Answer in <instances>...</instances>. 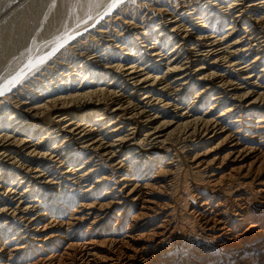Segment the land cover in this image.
<instances>
[{
    "label": "bare ground",
    "instance_id": "1",
    "mask_svg": "<svg viewBox=\"0 0 264 264\" xmlns=\"http://www.w3.org/2000/svg\"><path fill=\"white\" fill-rule=\"evenodd\" d=\"M203 1L0 79V264H264V0Z\"/></svg>",
    "mask_w": 264,
    "mask_h": 264
},
{
    "label": "rangeland",
    "instance_id": "2",
    "mask_svg": "<svg viewBox=\"0 0 264 264\" xmlns=\"http://www.w3.org/2000/svg\"><path fill=\"white\" fill-rule=\"evenodd\" d=\"M105 1L107 2V4H106ZM109 1L110 0H0V79L2 80V78L5 77V75H8V74L11 75V72H16V70L20 68L19 66H23L24 62L30 56H32V54L35 55V54L38 53V51H40L42 49H43L42 51L45 52L47 50L46 52H48L49 45L51 43H53V41L51 42V40L55 39V37L57 35L59 37V35L63 34L64 32L65 33L66 32L67 33L70 32L72 27H74L75 25H76L75 28L78 27V28H76V30H78L79 28L81 29V28L85 27L86 24L90 25V21L92 23H94L93 24L94 28L96 26L97 27H100V26L104 27L106 25L104 27V31L107 32L109 37H111V38H109V39L106 38L107 37V34H106L104 36L105 38L103 40H101V41H104V43H105L106 40L109 41L112 38H113L112 40L116 41L117 39L119 40V36L118 35H120V33H116V31H114L115 29L113 28L114 27L113 23H115V22H113V23L111 22L110 23V21H109V19H111L110 18L111 15H112L111 17L113 18L111 21H115L116 19H118V16H119L120 20L121 19L123 20V18H127V19L129 18V20H131V19L132 20H136L139 24H141L143 22L144 23L143 26H146V25H149L151 23H157V21H156L157 18H155V16L157 14H154V12H153L155 10L163 9L161 11H164V10L166 12L169 11L168 12L169 14H170V11H171V14H172L173 10H174V12L178 10L177 9L178 6H182V5L191 6L192 4H195L196 1L200 2V1H203V0H200V1L199 0H194V1L193 0H188L189 2L186 1V0H183L182 3H181V0H164V1H162V0H122L123 2H120V4H119L121 6L118 5V7H116V9H114L112 11V13L109 15V17L105 18L104 22H100L99 23V21H102V20H99L96 23L94 20L97 18L98 15H100L102 13V10L104 11L106 9V6L109 4L108 3ZM135 1H137V2H135ZM204 2L205 1L201 2V4H203ZM89 3H91L93 5L96 3L94 5V7L89 8L93 12H91L89 9H88V12L85 11V10H87L85 7ZM123 3H124V5H123ZM147 3H148V5H147ZM162 3H163L164 6L162 5ZM104 4H106V5H104ZM149 4L152 5V8H150L151 6ZM160 4H161V6H160ZM170 4H173V5H170ZM139 6H141V7H139ZM160 7H161V9H160ZM147 9H149V10H147ZM213 9L217 10V7L213 8ZM213 9L211 7L207 8L206 10H204V12H202V14H203L202 16L205 17L208 14H209L208 16H210L212 13H214V12H211V11H214ZM120 10L122 12H120ZM139 10H140V12H139ZM84 11H85V13H84ZM89 11H90V14H88ZM206 11H207V13H206ZM81 13H82V15H80ZM95 13L98 14V15H95ZM91 14H93V15L90 16ZM204 14H205V16H204ZM122 15H124V16H122ZM143 15H144L145 18L143 17ZM150 15L152 16V18H151ZM137 16H139V17H137ZM79 17H80V19H79ZM84 18H86L87 21ZM68 19H70V20H68ZM81 20H82V22L86 23V24H84L82 22H79L80 25L81 24L85 25L83 27L79 26V23H78V21H81ZM151 20H152V22H151ZM106 21H107V23H106ZM146 21H147V23H146ZM227 21H228V19L226 20V22ZM56 22H57L58 25L56 24ZM70 23H71V25H69ZM108 23L110 25H107ZM214 23H216V22H214ZM109 26H110V29H109ZM75 28L72 31H75ZM94 28H93V31H94ZM112 28H113V30H112ZM208 31L211 32L210 30H208ZM92 33L93 32L88 33V35H90ZM238 34H240V35L242 34L243 35L244 31L240 30L238 32ZM88 35H86L85 37L83 36L82 38H84V39L78 40V44H84V42H86L85 39L87 38ZM92 36L90 35V37H92ZM58 37H56V39ZM51 38H53V39H51ZM96 39H98V37H96ZM146 39H145L146 43L149 41L147 44H151V42H152L151 38H147L146 37ZM42 41L44 43H42ZM47 42L48 43L51 42V43H49V45H48ZM99 43L100 42H98L97 45H99ZM70 44H71V41L67 45H70ZM43 45H44V47L46 46L45 47L46 50L44 49ZM97 45L94 46V48L92 46L91 49L93 48V50H94L95 47H97ZM51 46H52V44L50 45V47ZM71 46H74L75 48H77L73 44H71L68 48H71ZM107 46L108 45L104 46V50L105 49H110V51L108 50L107 52L113 54L114 53L113 52V48H111L110 46H108V47ZM83 47L84 46H82V48ZM35 48H36V50H35ZM84 48H86V47H84ZM91 49H90V51H91ZM42 51H40V53ZM34 52H35V54H34ZM63 52L64 53H62V52L61 53L62 54H66L67 53V55L69 54L70 57H71V54H70L71 52L66 51V49ZM109 60H110V56H107V60L106 61H109ZM56 61H55V63L57 64L56 66H58V64H60V63H61V65L63 64L61 60H60L61 62L58 59ZM12 62H13V64H11ZM19 62H21V63H19ZM14 65H16V69H15ZM17 65H18V67H17ZM61 69H62V67H60L58 69H55L54 72H56V74H57V73H59V70H61ZM8 70H9L10 73L8 72ZM40 74H42V75H40ZM31 75H30L31 77L29 76V78L26 80V82L24 81L23 84H26L30 80H31L30 83H34L35 84L38 81L44 80L45 78L47 79L48 76H49V75H47V76H44V78H43V72H38V71L37 72H33ZM32 77H34V78H32ZM32 81H34V82H32ZM35 87H36V85H35ZM33 89H34V87H33ZM6 120H7V117H6Z\"/></svg>",
    "mask_w": 264,
    "mask_h": 264
},
{
    "label": "snow or ice",
    "instance_id": "3",
    "mask_svg": "<svg viewBox=\"0 0 264 264\" xmlns=\"http://www.w3.org/2000/svg\"><path fill=\"white\" fill-rule=\"evenodd\" d=\"M120 2H122V0H114V2L112 3V5H110V10H111V8L116 7V5L118 3H120ZM18 81H19V76L13 77L11 80L6 81L4 84H0V95H3L4 94V91H6L8 89V85L9 84H13L14 85Z\"/></svg>",
    "mask_w": 264,
    "mask_h": 264
}]
</instances>
